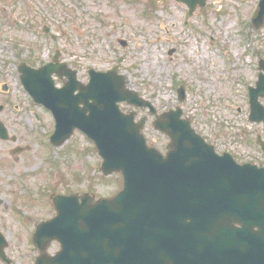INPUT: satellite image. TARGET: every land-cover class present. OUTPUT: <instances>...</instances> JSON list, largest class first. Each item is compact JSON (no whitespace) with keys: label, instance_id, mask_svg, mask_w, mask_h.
<instances>
[{"label":"rangeland","instance_id":"obj_1","mask_svg":"<svg viewBox=\"0 0 264 264\" xmlns=\"http://www.w3.org/2000/svg\"><path fill=\"white\" fill-rule=\"evenodd\" d=\"M257 2L207 0L188 15L185 4L176 0H0L12 14L5 27L0 19V120L15 137L0 140V230L8 241L10 264L32 263L37 252L31 235L39 221L54 214L51 194L100 197L121 187L119 173L101 174V158L81 132L58 148L47 144L50 114L24 93L17 62L49 61L56 46L83 82L87 68L107 70L116 64L127 87L159 112L179 104L217 149L231 152L239 162L264 166V154L255 144L256 134L264 139V123L248 120L244 90L246 84L255 86L256 65L264 59V25L255 29L250 24ZM180 83L184 102L177 100ZM259 102L264 106V98ZM146 113L138 109L137 117ZM152 121L149 116L143 133L164 150L168 138ZM18 146L29 149L12 153Z\"/></svg>","mask_w":264,"mask_h":264},{"label":"water","instance_id":"obj_2","mask_svg":"<svg viewBox=\"0 0 264 264\" xmlns=\"http://www.w3.org/2000/svg\"><path fill=\"white\" fill-rule=\"evenodd\" d=\"M192 8L204 0H183ZM255 17L264 18V0ZM264 68V66L262 65ZM26 89L53 112V145H61L75 128L95 143L104 175L120 172L122 189L96 201L87 194H53L56 214L37 224L34 264H264V168L238 164L231 154L213 146L181 117V109L156 116L153 126L170 141L163 155L148 147L133 112L118 102L150 105L126 87L116 67L89 70L87 84L75 72L56 88L50 77L59 65L38 70L21 67ZM264 77L251 89L250 119L264 122L258 103ZM183 89L179 100H183ZM151 112L155 110L151 107ZM0 122V138H6ZM260 139V138H258ZM264 151V143L258 140ZM238 224V226H236ZM60 250L47 252L52 241ZM6 241L0 234V257Z\"/></svg>","mask_w":264,"mask_h":264},{"label":"flooded vegetation","instance_id":"obj_3","mask_svg":"<svg viewBox=\"0 0 264 264\" xmlns=\"http://www.w3.org/2000/svg\"><path fill=\"white\" fill-rule=\"evenodd\" d=\"M9 3V2H8ZM0 18H2L3 20V25L5 27V19L7 18L8 21H9V24L11 23V19H12V14L11 12L7 9L6 6H2L0 5ZM3 27V28H4ZM49 31V28L47 26H43V32H48ZM53 37L56 38V36L53 34ZM54 60H58L60 62H64L67 63L66 61L62 60L61 57H60V51L57 50L54 52V54L51 56L50 60L49 61H46V62H39L38 64H36L37 67H41L42 65L46 64V63H53L55 64V61ZM67 65V64H66ZM59 249V246L55 248V250H58Z\"/></svg>","mask_w":264,"mask_h":264}]
</instances>
